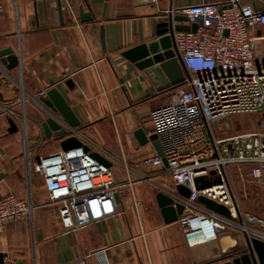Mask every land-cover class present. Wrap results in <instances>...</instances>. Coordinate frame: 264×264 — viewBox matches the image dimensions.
I'll list each match as a JSON object with an SVG mask.
<instances>
[{"label": "crops", "instance_id": "1", "mask_svg": "<svg viewBox=\"0 0 264 264\" xmlns=\"http://www.w3.org/2000/svg\"><path fill=\"white\" fill-rule=\"evenodd\" d=\"M245 1L264 12V0ZM229 2L0 0V52L10 49L19 58V66L8 70L0 57V197L14 194L35 206L31 222L0 232L4 264H226L243 253L249 236L241 220L218 222L217 238L194 246L179 221L165 222L157 195H178L177 186L166 167L144 165L157 151L135 132L151 131V111L174 89L159 91L124 55L158 38V19L167 11ZM81 9L92 19H83ZM251 34L264 58V26ZM54 88L80 121L72 135L104 153L122 186L114 213L75 230L63 227L59 205L50 201L36 170L38 156L63 151L61 139L47 138L39 126L47 117L40 99ZM235 194L241 211L253 213L259 199L252 205Z\"/></svg>", "mask_w": 264, "mask_h": 264}, {"label": "built area", "instance_id": "2", "mask_svg": "<svg viewBox=\"0 0 264 264\" xmlns=\"http://www.w3.org/2000/svg\"><path fill=\"white\" fill-rule=\"evenodd\" d=\"M177 14L185 15L197 30L173 35V50L186 79L151 111L149 134L157 135L164 156L157 153L144 165L166 167L176 186L191 190L188 198L176 195L184 205L178 221L191 246L215 240L218 222L235 220H241L239 227L249 238L264 240V217L241 211L229 175L231 167H249L250 179L264 184V58H259L251 34L264 26V12L245 0H230L171 9L165 16ZM238 115L260 116L256 129L220 135L226 122ZM89 147L83 144L41 157L36 167L50 201L59 205L66 230L114 213L116 196L122 192L112 167L94 156L104 153ZM198 177L210 186L197 189ZM200 197L224 205L230 217L210 210ZM34 207L32 200L14 194L1 196L0 232L15 222H31ZM77 264H85V259Z\"/></svg>", "mask_w": 264, "mask_h": 264}, {"label": "water", "instance_id": "3", "mask_svg": "<svg viewBox=\"0 0 264 264\" xmlns=\"http://www.w3.org/2000/svg\"><path fill=\"white\" fill-rule=\"evenodd\" d=\"M82 18L91 20V16L83 12L81 9ZM185 15H169L161 16L158 19L159 30L158 38L147 44H142L125 52V56L135 62L137 66L144 70L155 82L159 91L168 89H177L186 79V71L181 61L176 57L173 50V35L177 31H196V24H175V22H187ZM101 39L104 44V35L101 34ZM2 62L7 64V69L11 70L19 66V58L12 50H4L0 52ZM48 98L40 99V102L45 107L47 117L39 123V126L45 133L46 137L61 139V147L63 151L81 147L83 144L79 139L72 135V130L79 127L75 112L69 106L65 98L57 89H51L47 93ZM264 108V104L262 106ZM18 130L16 124L11 121V132ZM135 135L142 145L152 143L157 153L164 156L163 148L157 135L149 134L145 128L141 127L136 130ZM94 156L106 165H110L108 160L99 153ZM40 163V156L36 158ZM165 165H167L166 161ZM197 189H204L210 186V183L204 177L195 179ZM177 193L185 198L191 195V190L184 186H177ZM159 206L166 223L178 221L179 216L184 211V205L177 202L176 195H170L165 192H160L157 195ZM199 202L205 204L210 210L218 212L226 217H230V212L227 207L221 205L206 197H200ZM231 256V255H230ZM4 254H0V264H4ZM232 258L226 264H264V240L259 238H249L247 240V248L239 256H231Z\"/></svg>", "mask_w": 264, "mask_h": 264}, {"label": "rangeland", "instance_id": "4", "mask_svg": "<svg viewBox=\"0 0 264 264\" xmlns=\"http://www.w3.org/2000/svg\"><path fill=\"white\" fill-rule=\"evenodd\" d=\"M260 116L238 115L228 120L220 130V135H233L235 133L253 131L256 129L257 122ZM229 175L234 188L241 200H253L251 203L254 205V198H258L255 209L252 208L251 212L262 214L264 211V184H258L250 179L249 167H231ZM249 200H247L249 202ZM257 210V211H256Z\"/></svg>", "mask_w": 264, "mask_h": 264}, {"label": "trees", "instance_id": "5", "mask_svg": "<svg viewBox=\"0 0 264 264\" xmlns=\"http://www.w3.org/2000/svg\"><path fill=\"white\" fill-rule=\"evenodd\" d=\"M182 86V85H181ZM181 86H179L178 88H180Z\"/></svg>", "mask_w": 264, "mask_h": 264}]
</instances>
